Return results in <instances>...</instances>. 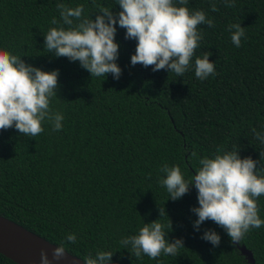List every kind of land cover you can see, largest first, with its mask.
I'll use <instances>...</instances> for the list:
<instances>
[{
  "label": "trees",
  "instance_id": "1",
  "mask_svg": "<svg viewBox=\"0 0 264 264\" xmlns=\"http://www.w3.org/2000/svg\"><path fill=\"white\" fill-rule=\"evenodd\" d=\"M57 3L84 5L83 15L92 19L98 14L93 0H0V49L45 72L59 70L50 108L64 116L62 130L44 121L35 137L14 127L0 131V216L82 261L111 251L112 264H249L214 222L195 230L197 190L190 186L172 201L160 184V167L179 165L191 179L199 159L214 158L221 146L239 151L242 159L260 160L264 143L252 129L264 134V0H235L231 8L223 0H188L187 7L204 11L214 27L199 26L204 38L183 77L132 66L137 41L125 39L126 29L117 23L118 81L112 74L92 78L78 61L45 50V34L62 24ZM95 3L121 11L117 0ZM54 17L60 24H51ZM233 23L245 28L239 48L228 31ZM205 52L212 53L216 75L201 81L194 62ZM257 203L264 219V195ZM159 207L168 216L161 218ZM160 218L169 242L184 240L177 256L137 260L119 243ZM206 229L221 236L219 247L201 239ZM70 233L77 236L74 244L66 241ZM240 244L253 252L256 264H264V226L251 229ZM0 264L18 263L0 253Z\"/></svg>",
  "mask_w": 264,
  "mask_h": 264
},
{
  "label": "clouds",
  "instance_id": "2",
  "mask_svg": "<svg viewBox=\"0 0 264 264\" xmlns=\"http://www.w3.org/2000/svg\"><path fill=\"white\" fill-rule=\"evenodd\" d=\"M226 7H235V0H223ZM121 11L114 14L107 7L97 5L95 19L83 15L84 5L71 8L64 3H57L60 21L54 17L51 24L59 27L50 28L45 34L44 48L55 57H67L72 62L91 73L93 77H106L112 74L119 80L122 69L118 66L119 44L116 42L117 23L126 29L125 39L136 40L135 54L131 65L152 67L153 72L168 70L183 77L192 66L196 49L203 40L200 25L214 27V21L202 10L191 11L188 0H117ZM212 12H217L215 2L210 5ZM75 21V23H74ZM67 26V27H65ZM232 43L239 48L245 37V28L241 23L228 26ZM211 52L196 57L195 76L201 81L216 75L215 63L210 62ZM59 70L45 72L26 64L18 55L0 49V131L13 127L22 135L35 137L44 131L42 123L48 121L53 131L62 130L64 116L50 108V99L57 97ZM255 138L264 143V134L252 129ZM214 158L205 156L199 159L195 175L186 180L179 165L160 167L165 176L160 184L166 187L170 199L176 201L189 193L194 186L197 190L199 207L191 211L198 217L194 222L196 231L206 221H212L221 227L230 237L232 244H238L251 229L264 226L260 218L258 198L264 195V151L260 160L251 157L241 158L239 151L216 150ZM223 153V154H219ZM196 158L197 154L192 153ZM261 165L259 168L257 165ZM160 217L168 216L164 207L158 208ZM160 219L144 223L138 234L120 240L137 260L142 256L157 259L164 255L177 256L184 248L183 239L169 242L166 239L165 225ZM172 228V224L168 225ZM214 247H219L221 236L213 229H206L201 236ZM68 243H76L77 236L68 234ZM63 245L55 247L52 260L46 250L40 253L41 264H52L65 258ZM111 251H98L95 258L84 257V264H112Z\"/></svg>",
  "mask_w": 264,
  "mask_h": 264
},
{
  "label": "water",
  "instance_id": "3",
  "mask_svg": "<svg viewBox=\"0 0 264 264\" xmlns=\"http://www.w3.org/2000/svg\"><path fill=\"white\" fill-rule=\"evenodd\" d=\"M16 229H22L24 232L29 233L31 236L38 238L45 245L53 248L57 247L56 245L28 231L22 226L10 221L5 217L0 216V244L10 245L11 249L17 252L18 257L22 259L23 262L12 259L1 252L0 253L18 264H41V259L38 254L37 246L34 244L32 245L30 241H25V239L22 238V236L16 231ZM235 245L238 247L240 253L246 258L249 264H256L253 252L251 250H249L245 245H241L240 243ZM67 258L70 264H84L82 260L71 255L68 252L66 253L65 258L62 260V262L67 264Z\"/></svg>",
  "mask_w": 264,
  "mask_h": 264
},
{
  "label": "bare ground",
  "instance_id": "4",
  "mask_svg": "<svg viewBox=\"0 0 264 264\" xmlns=\"http://www.w3.org/2000/svg\"><path fill=\"white\" fill-rule=\"evenodd\" d=\"M16 231L22 236L23 239H25V241H30L32 245L34 244L37 246L39 257L41 251L46 250L49 259L52 260V252L54 249L53 247L43 244L38 238L31 236L29 233L24 232L22 229H16ZM0 252L12 259H16L18 261L23 262V260L18 257L17 252L11 249L10 245L0 244ZM66 262L67 264H70L68 258ZM52 264H65V263H63L62 261L59 262L53 261Z\"/></svg>",
  "mask_w": 264,
  "mask_h": 264
}]
</instances>
